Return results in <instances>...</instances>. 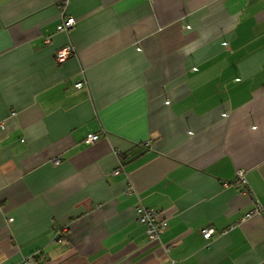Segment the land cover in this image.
<instances>
[{
    "label": "crops",
    "instance_id": "obj_1",
    "mask_svg": "<svg viewBox=\"0 0 264 264\" xmlns=\"http://www.w3.org/2000/svg\"><path fill=\"white\" fill-rule=\"evenodd\" d=\"M63 10L0 0V264H264V0Z\"/></svg>",
    "mask_w": 264,
    "mask_h": 264
},
{
    "label": "built area",
    "instance_id": "obj_2",
    "mask_svg": "<svg viewBox=\"0 0 264 264\" xmlns=\"http://www.w3.org/2000/svg\"><path fill=\"white\" fill-rule=\"evenodd\" d=\"M68 0H59V7L61 9V15L62 19L61 22L57 25V30L58 31H69L75 24L74 19L69 16L64 14L63 8L67 5ZM73 52L72 48L70 46H65L61 49H59L55 56L58 61H64L71 53ZM75 87L79 88L82 86V82L79 81L75 83ZM99 138V135L97 134H88L84 141L86 143H91L96 141ZM119 170H115V173H117ZM235 183L240 184L243 186L244 190L242 191L243 194H249L248 189H247V183L244 175V170L239 169L236 171V178H235ZM260 210V206H257L255 208L254 212H258ZM135 215L137 217V220L141 222L145 226V232L147 237L150 240H158L160 238V234L162 230L166 226V219L163 217H160L158 215V211L145 207L142 205H138L134 209ZM251 213L247 214L246 216H249ZM214 232V228L208 227L204 228L201 230V234L206 240H209L212 237V234ZM226 231H224L225 233ZM165 250H168V246H165ZM162 264H170V262H163Z\"/></svg>",
    "mask_w": 264,
    "mask_h": 264
}]
</instances>
